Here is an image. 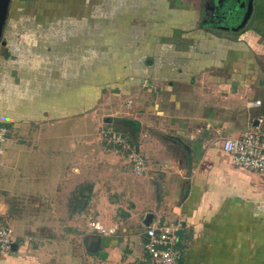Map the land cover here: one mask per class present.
Instances as JSON below:
<instances>
[{
  "label": "crops",
  "instance_id": "1",
  "mask_svg": "<svg viewBox=\"0 0 264 264\" xmlns=\"http://www.w3.org/2000/svg\"><path fill=\"white\" fill-rule=\"evenodd\" d=\"M242 2L230 0L232 17L241 16ZM149 5L160 6L159 14L140 10ZM202 5L9 0L0 124L14 144H61L52 187L34 193L38 176L30 174L27 188L15 192L39 208L21 219L22 211L0 201V220L19 221L0 264H95L94 257L97 264H154L142 247L149 224L177 227L180 264H264V171L238 168L220 149L223 137L253 126L264 141V0H252L238 32L200 24ZM228 5L212 0L213 14ZM252 99L260 106L248 107ZM96 121L140 153L141 174L126 171L128 151L85 126ZM81 181L90 190L80 207L69 205ZM83 211L114 232L84 231Z\"/></svg>",
  "mask_w": 264,
  "mask_h": 264
},
{
  "label": "built area",
  "instance_id": "2",
  "mask_svg": "<svg viewBox=\"0 0 264 264\" xmlns=\"http://www.w3.org/2000/svg\"><path fill=\"white\" fill-rule=\"evenodd\" d=\"M260 106L259 99L248 101V107ZM100 140L119 146L128 151L127 158L135 175L142 173L144 164L140 153L125 138L109 128L100 129ZM7 130L0 125V153L4 150ZM220 149L229 155L232 163L245 170L264 171V141L257 127H250L237 137H223ZM91 229L99 233H113L115 226L104 228L96 221L88 222ZM177 227L174 225L149 224L143 229L142 247L154 264H180L181 252L178 248ZM15 239L12 229L0 224V255L9 252Z\"/></svg>",
  "mask_w": 264,
  "mask_h": 264
},
{
  "label": "rangeland",
  "instance_id": "3",
  "mask_svg": "<svg viewBox=\"0 0 264 264\" xmlns=\"http://www.w3.org/2000/svg\"><path fill=\"white\" fill-rule=\"evenodd\" d=\"M177 1L179 0H173V3H177ZM144 9L146 12H151L153 16H155V13L158 15L160 12V6L158 7L154 5L140 6V10L144 11ZM120 103H121V99L119 100V104ZM87 125L89 126L90 130L92 129L93 126L94 128L97 129L98 139H100L99 130L109 127V126H106L105 124L98 125L97 121L96 123L94 122L92 125L85 124V126ZM3 126L7 128V137H9L10 133L12 135V132H11V129H9V126L7 125L6 126L3 125ZM32 139H33V136H32ZM98 141L101 142L100 140ZM54 143L56 144L55 146H54ZM28 144L29 142L27 141H25L24 144L19 141L18 143L14 144V143L9 142V139L6 138L5 142L2 145V148L4 150L0 153V201H2L3 203H6L8 205V209L10 210L15 209V210L22 211L23 216H20L21 219H24L28 215L27 211L35 210L37 209L36 207L39 208V206L38 205L33 206L31 201L27 200V197L18 199V197L15 195V192L20 191L21 187L27 188L28 182L24 178H27V175H30V174H34L38 176V180L36 182L32 181V183L38 184L37 186L33 187L34 193L43 194L47 192V188L51 186V179L54 176V169L57 167L52 164L53 162L52 160L56 159V158H53L52 155L56 154V151H58L55 148L59 147V145L57 144H61V140L55 139V140H49V141L47 140V142H44L39 139H36V140L33 139L30 146H28ZM67 154L68 153H66V155ZM66 155L63 151H60L59 158L65 159ZM96 160H97V156L95 155L93 159L94 164L92 165V169H91L94 175H96V167L98 166V161ZM46 161H48V163L44 164L43 162H46ZM41 165L42 166L44 165V170L40 169V168H43ZM37 169H40V170L37 171ZM126 171L132 174V171L129 165H127ZM248 171L255 172V173H261V172L254 171V170H248ZM72 172L77 173V170L76 169L72 170ZM98 173H99V170L97 171V174ZM81 182H82V185H80L81 186L80 189L74 190V193H73L74 197L72 201V203L74 202V204L78 203L76 204L78 207H80L81 203L83 202L81 197L83 196V194L86 193V189L90 190L89 181H85V182L81 181ZM54 199L55 198L50 199L49 202L50 203L54 202L53 201ZM15 200L17 201V203H15ZM51 214L53 213L51 212ZM89 214L90 213L88 212L86 214V212L84 211L78 214L82 222L80 227L85 228L84 231H91L89 223H87L90 221V218H91ZM10 215H15V214L10 213ZM31 215L35 216L37 214L36 212H34V214H31ZM56 215L60 216V214H56ZM16 218L17 217L10 216L9 218H6V220H0V224H5L9 226L12 229V231H14L15 226H17L16 223L19 222L18 218L17 220ZM123 249L124 248L122 247L121 249L122 252H124ZM94 262L95 264H97V262L99 263L97 257H94ZM81 263L87 264L83 262V260L79 262V264Z\"/></svg>",
  "mask_w": 264,
  "mask_h": 264
},
{
  "label": "flooded vegetation",
  "instance_id": "4",
  "mask_svg": "<svg viewBox=\"0 0 264 264\" xmlns=\"http://www.w3.org/2000/svg\"><path fill=\"white\" fill-rule=\"evenodd\" d=\"M205 1V2H204ZM236 2H241V1H244L242 2L243 3V12H244V3L246 0H235ZM202 17L201 19L199 20V23L200 24H204L205 26L209 27L210 29H218V28H227L231 31H240L243 29L244 25L242 27H240L239 29L237 30H233L232 27L236 26L239 24V22L241 21V16L240 17H237V16H234V17H230V19L228 20H225V19H222L221 18V15L220 13H214L213 14V6H212V0H203V5H202ZM225 26V27H224Z\"/></svg>",
  "mask_w": 264,
  "mask_h": 264
},
{
  "label": "water",
  "instance_id": "5",
  "mask_svg": "<svg viewBox=\"0 0 264 264\" xmlns=\"http://www.w3.org/2000/svg\"><path fill=\"white\" fill-rule=\"evenodd\" d=\"M229 2L230 0H216L217 6H221L222 3L228 5ZM8 3H9V0H0V37H1V31H2L3 24H4L6 12H7ZM241 5H243V3H241ZM231 7H232V4L228 5V7L225 9L226 11L224 10L220 12L222 19H225V20L230 19V17L232 16V12L230 13ZM251 7H252V0H246L244 3V12L241 16V21L239 22L238 25L232 27L233 30H237L244 25V23L246 22L247 18L250 15ZM226 28H229V27H226Z\"/></svg>",
  "mask_w": 264,
  "mask_h": 264
},
{
  "label": "trees",
  "instance_id": "6",
  "mask_svg": "<svg viewBox=\"0 0 264 264\" xmlns=\"http://www.w3.org/2000/svg\"><path fill=\"white\" fill-rule=\"evenodd\" d=\"M0 125L3 126V124H0ZM80 187H81V186H78L76 189H80ZM73 193H74V191L71 193L70 198L68 199V201H69V205L71 204V205L77 207L76 204H78V203H75V204H74V202L72 203V201H73V197H74ZM84 196H85V194H83V196L81 197L82 200H84ZM74 201H76V200H74ZM78 202H80V201H78Z\"/></svg>",
  "mask_w": 264,
  "mask_h": 264
}]
</instances>
